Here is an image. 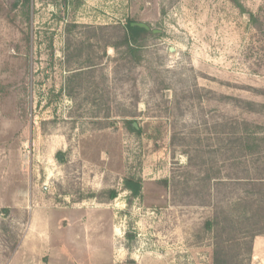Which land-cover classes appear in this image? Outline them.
Segmentation results:
<instances>
[{"label":"rangeland","instance_id":"1","mask_svg":"<svg viewBox=\"0 0 264 264\" xmlns=\"http://www.w3.org/2000/svg\"><path fill=\"white\" fill-rule=\"evenodd\" d=\"M127 21L138 64L109 45ZM263 150L264 0H0V264H66L23 244L62 206L105 224L79 264H212L204 223L264 203Z\"/></svg>","mask_w":264,"mask_h":264},{"label":"trees","instance_id":"2","mask_svg":"<svg viewBox=\"0 0 264 264\" xmlns=\"http://www.w3.org/2000/svg\"><path fill=\"white\" fill-rule=\"evenodd\" d=\"M250 17L252 19L254 18L253 16ZM134 23L135 22L133 21H127L124 26L119 25L117 32L119 41L112 44L109 43V45H112L113 48L123 49L124 55L127 56L128 59L131 58L134 63L138 64L141 60L139 55L140 48L147 37H149L150 32L143 28L132 26ZM78 27L77 24L70 23L66 25V31L70 32ZM83 29L106 30L105 27H83ZM93 66L95 65L89 63L87 66L81 67V69H90ZM78 73L79 72H75L72 74L73 76H70L69 80H72L77 76L75 74ZM78 76L80 77L81 74H78ZM245 148L246 146L240 142L238 149L243 151ZM253 148L254 152H256L255 147ZM262 153H264V150ZM262 170L264 173V164L262 165ZM252 182H254V186L257 185L259 188L258 196L264 202V174L256 177ZM124 188L130 192L131 198L137 197L140 193L139 183H134L128 179L125 180ZM114 197L115 192H111L110 198ZM247 204L248 203L244 198H241L237 202V210L239 209V211L242 212L245 210L243 214H249V211L251 210L249 216L244 215L246 219L244 218L245 220L243 222L232 220V216L228 217L226 214H223L222 216L220 215L221 220H218L219 217L217 218V215H215L214 218H211L204 223V228L207 231L206 233L210 235L212 241V264H241V258H246V261H248L251 256L253 239L258 236H264V203L258 207L251 206L250 204H248L250 206H247ZM233 217H235V212ZM243 249L244 255L243 253H240Z\"/></svg>","mask_w":264,"mask_h":264},{"label":"crops","instance_id":"3","mask_svg":"<svg viewBox=\"0 0 264 264\" xmlns=\"http://www.w3.org/2000/svg\"><path fill=\"white\" fill-rule=\"evenodd\" d=\"M94 212L95 210L93 212H89L88 210L84 212V210L76 206H62L56 214L51 215L50 212L45 213L44 216L40 214L41 218L33 221H39V227H33L35 228L34 232H31L23 241L24 247H27L29 244H41V242H45L49 237L51 247L54 248L51 251L53 252L51 257L56 263L65 258L66 264H79L77 250H79L80 243L83 244L84 249H87L89 246V248L94 247L97 250L96 245L101 244L105 240L104 237L100 236L103 231L102 229H104V221L101 220V217L98 218L99 215ZM34 251L35 253H32L30 249L28 252H31V256L29 257L26 254L27 257H24L19 249V251L15 252L13 259L17 262L23 258L25 264H28L29 260L33 262L31 264H48L50 253L46 259V256H39L40 254H37L36 250ZM85 252L83 258L81 257L83 263L92 259L95 262H91L90 264H100L98 262L100 255L89 257L87 250ZM18 253L22 255L20 258ZM251 258L253 260L252 264H264V236H258L253 239Z\"/></svg>","mask_w":264,"mask_h":264},{"label":"water","instance_id":"4","mask_svg":"<svg viewBox=\"0 0 264 264\" xmlns=\"http://www.w3.org/2000/svg\"><path fill=\"white\" fill-rule=\"evenodd\" d=\"M132 26H137V27H139V28H143V29H145V30H149L148 27H147L146 25H144V24H132ZM60 158H61V157H60Z\"/></svg>","mask_w":264,"mask_h":264},{"label":"built area","instance_id":"5","mask_svg":"<svg viewBox=\"0 0 264 264\" xmlns=\"http://www.w3.org/2000/svg\"><path fill=\"white\" fill-rule=\"evenodd\" d=\"M47 189H48V186L47 185L46 186L44 185V190H47Z\"/></svg>","mask_w":264,"mask_h":264},{"label":"flooded vegetation","instance_id":"6","mask_svg":"<svg viewBox=\"0 0 264 264\" xmlns=\"http://www.w3.org/2000/svg\"><path fill=\"white\" fill-rule=\"evenodd\" d=\"M60 158V157H59Z\"/></svg>","mask_w":264,"mask_h":264}]
</instances>
